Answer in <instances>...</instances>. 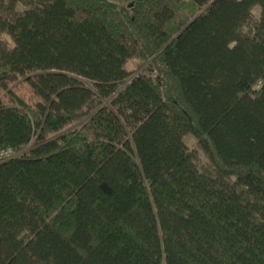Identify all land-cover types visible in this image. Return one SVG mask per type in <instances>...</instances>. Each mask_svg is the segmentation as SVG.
Wrapping results in <instances>:
<instances>
[{
	"label": "trees",
	"instance_id": "16d2710c",
	"mask_svg": "<svg viewBox=\"0 0 264 264\" xmlns=\"http://www.w3.org/2000/svg\"><path fill=\"white\" fill-rule=\"evenodd\" d=\"M4 149L0 264H264V0H0Z\"/></svg>",
	"mask_w": 264,
	"mask_h": 264
},
{
	"label": "rangeland",
	"instance_id": "374dc122",
	"mask_svg": "<svg viewBox=\"0 0 264 264\" xmlns=\"http://www.w3.org/2000/svg\"><path fill=\"white\" fill-rule=\"evenodd\" d=\"M255 11H256V15L258 16L259 15V7H256L255 8ZM131 68H133V66H131ZM187 144L190 146V147H195L196 145V138L192 135H187L186 138H185ZM34 143V141H33ZM33 143L31 144V146L33 145ZM199 158L202 162H207V157L205 156V154L203 152H199Z\"/></svg>",
	"mask_w": 264,
	"mask_h": 264
},
{
	"label": "built area",
	"instance_id": "2783aa9c",
	"mask_svg": "<svg viewBox=\"0 0 264 264\" xmlns=\"http://www.w3.org/2000/svg\"><path fill=\"white\" fill-rule=\"evenodd\" d=\"M15 156V152L12 149H4L0 151V162L9 160Z\"/></svg>",
	"mask_w": 264,
	"mask_h": 264
},
{
	"label": "clouds",
	"instance_id": "9594fccd",
	"mask_svg": "<svg viewBox=\"0 0 264 264\" xmlns=\"http://www.w3.org/2000/svg\"><path fill=\"white\" fill-rule=\"evenodd\" d=\"M12 47H14V44L12 45Z\"/></svg>",
	"mask_w": 264,
	"mask_h": 264
}]
</instances>
